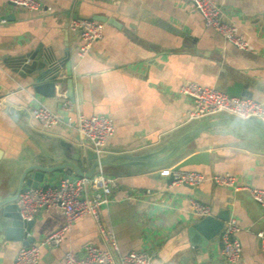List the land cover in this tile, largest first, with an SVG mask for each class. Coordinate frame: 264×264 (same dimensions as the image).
Here are the masks:
<instances>
[{
	"label": "crops",
	"instance_id": "0c3cea01",
	"mask_svg": "<svg viewBox=\"0 0 264 264\" xmlns=\"http://www.w3.org/2000/svg\"><path fill=\"white\" fill-rule=\"evenodd\" d=\"M40 1L42 9L31 12L0 0L3 15L9 16L0 23V198L15 193L28 164H55L40 156L39 144L50 152L52 142L65 156L79 157L78 164L88 168L85 150L89 147L74 128L78 112L106 114L112 119L114 132L103 154H140L162 146L169 150L189 130L199 127L202 132L187 146L186 154L207 151L209 164L185 169L228 172L250 187L264 188V141L253 137L249 129L238 133V140H222L217 134L219 116L188 119L192 101L178 93L187 80L222 89L231 77V82L242 81L254 99L264 101V0H215L253 51L238 49L206 26L187 0ZM97 15L112 17L120 26L104 22L103 37L79 57L80 40L70 30V21ZM26 55L39 56L37 63L48 62L43 72L50 79L57 75L55 97L37 95L23 76V66L35 61ZM68 78L73 79L74 99L65 97ZM37 101L57 112L61 103L71 101L69 121L43 130L32 115ZM5 104L20 109L19 118L5 111ZM163 168L103 169L117 182L111 203L102 210L101 223L115 235L122 253L146 250L153 256L152 264H215L222 261L223 228L235 217L241 226L242 255L232 264H264L257 236L264 231L263 209L249 188L234 190L206 181L195 186V191L168 184L160 175ZM68 174V170L49 173L40 185H56ZM193 198L210 206L211 216L219 222L215 228H222L206 244L200 232H190L202 219L193 212ZM32 221L31 244L58 229L64 213L52 208ZM87 244L107 246L91 216L77 220L58 246L42 247L38 264H64L66 252L80 254ZM23 245L21 241L0 242V264H12Z\"/></svg>",
	"mask_w": 264,
	"mask_h": 264
},
{
	"label": "built area",
	"instance_id": "2783aa9c",
	"mask_svg": "<svg viewBox=\"0 0 264 264\" xmlns=\"http://www.w3.org/2000/svg\"><path fill=\"white\" fill-rule=\"evenodd\" d=\"M10 4L24 8L27 11L36 12L42 9L40 0H7ZM191 2L203 17L206 26L213 28L227 42L244 51H253V45L244 38L237 25L228 22L225 11L215 0H187ZM0 8V23L7 20L3 17ZM70 30L79 37L77 55L84 57L91 49L93 43L103 37L104 22L75 17L70 21ZM178 93L188 97L192 101V108L188 112V119H198L217 114V107H227L236 103L235 97L224 90L203 86L194 81L183 82ZM242 100L248 97L241 96ZM71 101H65L62 109L70 111ZM33 117L39 122L43 130H48L63 121V114L48 108L42 101L32 110ZM264 122V121H263ZM74 128L87 146L97 155L103 154L106 142L114 132L112 119L106 114H93L86 116L81 112L76 115ZM160 175L173 176L172 185L189 184L198 186L203 182H212L217 186L228 187L234 190L249 188L253 199L263 209L264 218V188L250 187L241 182L235 174L215 173L206 174L198 170L179 169L173 166L160 170ZM117 178L106 174L103 169L91 177L68 174L60 178L56 185L27 186L22 189L16 200L18 212L22 219L32 220L41 211L52 208H60L64 213L63 224L42 240L28 245H23L17 252L12 264H38L41 248L58 246L74 223L85 216H91L97 222L100 232L106 240V248H100L95 244H87L80 254L68 251L64 255V264H152L153 256L146 250H133L122 253L112 231L107 230L101 223V213L104 207L112 201L113 188ZM193 212L200 218L212 214L208 204L193 198L191 201ZM241 226L238 220L230 218L221 233L222 261L215 264H232L240 260L242 244L239 239ZM260 240V248L264 254V231L257 233Z\"/></svg>",
	"mask_w": 264,
	"mask_h": 264
},
{
	"label": "water",
	"instance_id": "95a60500",
	"mask_svg": "<svg viewBox=\"0 0 264 264\" xmlns=\"http://www.w3.org/2000/svg\"><path fill=\"white\" fill-rule=\"evenodd\" d=\"M6 20L9 19L8 15L3 16ZM93 20L102 21L108 24L120 26V24L112 17H107L103 15L93 16L90 18ZM38 56V55H37ZM26 57L34 59L35 61L32 64H26L23 66V76L27 77L30 81L31 86L37 95H42L44 97H55L56 96V84H57V75L50 79L47 77V73L43 72V69L47 67L48 62L45 60H41L40 63L36 61L39 60V56H30L26 55ZM23 61H26L25 58ZM68 74H71V66L67 64ZM67 91L65 97L73 98V79L68 78L66 81ZM222 90H224L227 94L232 96H245L246 94H253L245 84L240 80H233L231 82V77H229L228 82L222 86ZM59 112L63 114V121H69V111L62 109V103L59 105ZM5 111H9L11 115L16 118H19L20 109L10 106L9 104H5ZM252 131V136H259L264 141V122L254 120L251 126L248 128ZM202 132V129L199 127H194L189 130L188 134H185L183 138H180L174 147L166 150L163 146L151 150L149 152H144L140 154H133L129 152L122 153H112V154H101L97 155L90 148L85 150L87 160L90 162V165L85 170L78 163L80 158L68 157L65 156L64 153L60 151V149L52 142L50 144V152L45 150L41 144L40 147L43 151V155H40L43 159L48 158L53 161L55 164H49L46 162L41 163H32L25 166L19 183L17 190L11 196L0 198V242L3 240L7 241H21L24 245L31 244L34 239L29 238L28 234L33 228L32 220H24L21 218L16 200L18 198L19 193L26 186L37 187L39 186L45 179L46 175L49 173H53L57 170H68L69 174L76 175H84L91 177L96 174L101 169L110 166H142V167H169L173 166L174 170L185 169L192 166L198 165H208L209 164V154L207 151H198L190 154L187 153V146L195 140L199 134ZM251 135V134H250ZM161 152H164L163 155L158 156ZM3 158V151L0 150V163ZM71 163H70V162ZM166 181L168 184H172L173 176L170 175L166 177ZM184 186L197 190L195 186L189 184H183ZM218 220L213 216L209 215L202 218L199 222L195 223L190 232L198 231L201 235H203V243L206 244L209 240L216 237L220 231L221 226L216 227L218 225Z\"/></svg>",
	"mask_w": 264,
	"mask_h": 264
},
{
	"label": "clouds",
	"instance_id": "9594fccd",
	"mask_svg": "<svg viewBox=\"0 0 264 264\" xmlns=\"http://www.w3.org/2000/svg\"><path fill=\"white\" fill-rule=\"evenodd\" d=\"M246 95V100L237 96L236 103L217 107L220 124L217 134L222 140H238L237 134L246 132L254 120L264 121V101L254 99L251 94Z\"/></svg>",
	"mask_w": 264,
	"mask_h": 264
}]
</instances>
